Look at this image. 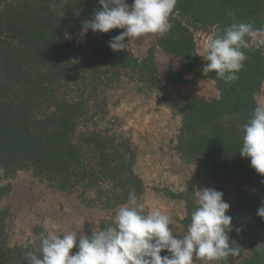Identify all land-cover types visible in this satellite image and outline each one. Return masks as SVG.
<instances>
[{
	"label": "trees",
	"instance_id": "1",
	"mask_svg": "<svg viewBox=\"0 0 264 264\" xmlns=\"http://www.w3.org/2000/svg\"><path fill=\"white\" fill-rule=\"evenodd\" d=\"M67 1L72 3V0H16L6 4L0 1V168L5 169L0 174V201L11 189L9 183L1 186V182L22 170L31 171L33 176L61 189L67 184L76 188L79 182L96 189L105 179L117 186L125 184L135 189L140 186L132 170L135 152L121 133L109 128L83 137L78 136V125L96 96L98 98L103 80L122 81L128 77L142 84L159 86L156 63L153 58L140 60L128 48L113 51L108 42L120 34L119 29L96 33L90 46L78 49L64 42L68 31L76 33L68 20H63L67 19V12L57 21L58 27L54 30L42 23L46 14L58 18V7L63 8ZM185 1H189V11L194 15L202 12L208 17L207 25H218L219 35L234 22L264 27V0H177L170 18L172 27L163 35L167 40L165 46L178 57L187 58L197 77H204V64L195 56L190 30L174 16ZM88 6L91 11L93 8L102 10L99 0L83 4L76 0L74 12H84ZM13 10L16 16L6 14ZM230 12L234 16H229ZM29 40L30 46L25 50V42ZM246 55L247 60L254 57L255 50H247ZM257 70L256 62L245 61L243 69L237 73L238 79L230 84L213 72L220 98H189L174 107L180 117L174 147L182 159L216 171L220 163L229 172L226 178L230 181L240 176L245 181L255 178L254 188L240 191L235 207L238 215L233 220L246 223L243 224L246 228L235 224L229 233L230 239L247 238L250 234L252 237L254 231L249 230L252 225L264 227V218L256 214L264 201V177L251 167L250 159L242 158L239 152L244 125L259 106L256 96L263 80ZM75 87L80 94L73 92ZM84 146L96 156L94 160L86 156ZM140 191L141 187L137 193ZM172 197L187 202L184 226L188 229L191 213L198 207L195 192L189 186ZM6 218L7 212H2L0 207V264H28L25 259L28 250L7 246ZM236 228L241 231L237 233Z\"/></svg>",
	"mask_w": 264,
	"mask_h": 264
},
{
	"label": "rangeland",
	"instance_id": "2",
	"mask_svg": "<svg viewBox=\"0 0 264 264\" xmlns=\"http://www.w3.org/2000/svg\"><path fill=\"white\" fill-rule=\"evenodd\" d=\"M0 1L6 4L16 0ZM87 1L89 3L91 0H77L81 4ZM132 3L133 0H128L129 5ZM75 6L76 0H72V3L67 1L63 8L62 5L58 7V18L46 14L42 25L54 30L58 27L57 21H61L67 12V19L63 20H68L67 23L71 24L76 33L68 31L71 39L65 36L64 42H70L78 49L90 46L96 39V33L91 30L85 32L83 25L92 17L94 10L99 9L93 8L91 11V6H88L84 12L75 13ZM189 7V1H185L174 16L184 28L190 30L195 56L205 64L203 58L197 54L202 53L208 42L220 34V29L218 25H207L208 17L202 12L194 15L189 11ZM12 12L14 10L7 11L6 14L16 16ZM69 12H72V15H69ZM119 30L120 33L124 31ZM166 41L163 35L146 34L132 39L127 44L129 52L140 60L154 59L159 86L142 84L128 77L122 81L103 80V87L100 86L97 93L98 98L96 96L89 112L82 117L78 125V136L82 134L84 137L95 131L104 132L109 128L123 135L135 152L132 170L136 181L140 182L139 188H142V192L137 193L139 188L126 187L125 184L117 186L107 179L96 186V189H89L82 182L77 183L76 188L70 184L62 189L55 188L47 180L33 176L31 171H17L10 180L1 182V186L8 183L11 186V189L1 196L0 201L2 212H7L5 239L8 247L33 251L31 241L43 230L42 224L45 220L49 223V229L57 235L69 231H76L78 235H89L93 228L100 230L114 221L118 208L127 202L130 192H135L138 198H142L146 210L158 207L168 215L172 222L169 227L176 238H182L188 231L184 226L187 202L172 197V194H180L189 186L193 192L204 187L223 192L224 200L230 204L227 214L233 219L237 218L238 210L235 207L240 191L254 188L252 182L255 178L250 177L245 181L244 177L240 176L230 181L226 178V173L229 172L224 165L218 163L216 171L209 166L192 164L182 159L175 150L174 140L180 126V117L177 116L175 105L189 98H220V91L212 77L213 72L204 74L202 71L204 77H197L189 67V60L171 52L170 48L165 46ZM30 42L31 40L25 42V50L29 48ZM15 43L19 46L17 41ZM255 54L249 59L256 62L257 74L263 80L262 89L256 99L259 106H264V49H255ZM19 57L21 58L18 54ZM78 90V87H75L73 92L80 94ZM99 98L101 100H98ZM84 149L89 159L96 158L86 146ZM233 219V227L237 224L240 228H246V225H243L246 223H235ZM249 230L251 233L254 231L252 237L250 234L247 238H231V243L240 248L239 256H230L219 264H264V227L252 225ZM76 250L74 248L73 253ZM194 264L207 262L194 258Z\"/></svg>",
	"mask_w": 264,
	"mask_h": 264
},
{
	"label": "clouds",
	"instance_id": "3",
	"mask_svg": "<svg viewBox=\"0 0 264 264\" xmlns=\"http://www.w3.org/2000/svg\"><path fill=\"white\" fill-rule=\"evenodd\" d=\"M176 3L177 0H133L129 5L128 0H99L102 10H94L92 17L84 22V31L109 33L123 29L108 43L113 51H126L132 39L170 31ZM65 36L71 39L70 34ZM255 49H264V27L234 22L197 55L206 62L202 67L204 74L215 72L217 78L230 84L238 79L237 73L244 67L246 51ZM243 131L239 152L264 177V106L253 110ZM4 171L0 168V174ZM195 196L198 207L191 213L187 234L182 238L173 235L168 215L158 207L146 210L142 198L130 192L114 221L100 230L93 228L89 235H78L76 231L57 235L45 220L43 230L31 241L34 251L27 252L25 259L28 264H194L195 258L207 264H219L230 256H238L240 248L231 243L229 236L233 218L227 214L230 204L224 200V193L204 187ZM256 214L264 218V201ZM236 231L239 233L241 229ZM164 251L167 254L162 256Z\"/></svg>",
	"mask_w": 264,
	"mask_h": 264
},
{
	"label": "water",
	"instance_id": "4",
	"mask_svg": "<svg viewBox=\"0 0 264 264\" xmlns=\"http://www.w3.org/2000/svg\"><path fill=\"white\" fill-rule=\"evenodd\" d=\"M173 12H175V9H174V11Z\"/></svg>",
	"mask_w": 264,
	"mask_h": 264
}]
</instances>
